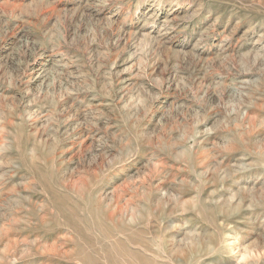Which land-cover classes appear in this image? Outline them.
Instances as JSON below:
<instances>
[{"label":"rangeland","instance_id":"rangeland-1","mask_svg":"<svg viewBox=\"0 0 264 264\" xmlns=\"http://www.w3.org/2000/svg\"><path fill=\"white\" fill-rule=\"evenodd\" d=\"M0 264H264V0H0Z\"/></svg>","mask_w":264,"mask_h":264}]
</instances>
